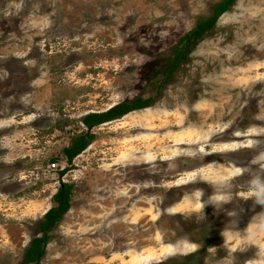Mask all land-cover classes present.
Wrapping results in <instances>:
<instances>
[{
    "label": "rangeland",
    "instance_id": "374dc122",
    "mask_svg": "<svg viewBox=\"0 0 264 264\" xmlns=\"http://www.w3.org/2000/svg\"><path fill=\"white\" fill-rule=\"evenodd\" d=\"M221 1L0 0V264L22 263L61 182L72 208L41 264H264L251 194L264 184V0H238L158 85ZM140 97L154 104L82 123ZM89 132L69 167L64 148ZM196 190L223 199L199 210Z\"/></svg>",
    "mask_w": 264,
    "mask_h": 264
},
{
    "label": "trees",
    "instance_id": "16d2710c",
    "mask_svg": "<svg viewBox=\"0 0 264 264\" xmlns=\"http://www.w3.org/2000/svg\"><path fill=\"white\" fill-rule=\"evenodd\" d=\"M237 1L238 0H222L216 4L212 9L213 13L210 17L199 20L196 27L180 39L177 47L173 51V59L168 62L164 71L161 72L164 79L158 84L159 90L173 80L180 65L187 62L188 57L193 50L204 40L205 36L215 28L219 18L229 12ZM159 74L160 73H157V75ZM153 104V99L145 100L141 97L136 98L132 101L118 104L105 113L87 115L82 119V123L89 131H91L97 126L120 119L131 112L149 108ZM93 138L94 135L90 132L79 135L72 139V142L68 147L64 148V160L69 167L72 166L74 159L88 148L92 143ZM58 161L57 158L53 159L51 162L55 164V162ZM67 171L68 169L62 171L61 176ZM73 197L74 185L61 182L59 189L53 197L54 206L46 212L42 220L39 222L38 228L40 234L32 239L21 264H41L51 239V233L55 231L64 217L71 210Z\"/></svg>",
    "mask_w": 264,
    "mask_h": 264
},
{
    "label": "clouds",
    "instance_id": "9594fccd",
    "mask_svg": "<svg viewBox=\"0 0 264 264\" xmlns=\"http://www.w3.org/2000/svg\"><path fill=\"white\" fill-rule=\"evenodd\" d=\"M253 189L251 194L257 197L258 203H264V184L257 180L252 181ZM204 193L201 190H196L191 194V198L196 202V207L199 210L206 206H212L214 209L219 205L223 199L221 194L216 192L210 193L206 199L202 200Z\"/></svg>",
    "mask_w": 264,
    "mask_h": 264
},
{
    "label": "built area",
    "instance_id": "2783aa9c",
    "mask_svg": "<svg viewBox=\"0 0 264 264\" xmlns=\"http://www.w3.org/2000/svg\"><path fill=\"white\" fill-rule=\"evenodd\" d=\"M52 166H53V168H54V167L56 166V164H53Z\"/></svg>",
    "mask_w": 264,
    "mask_h": 264
}]
</instances>
